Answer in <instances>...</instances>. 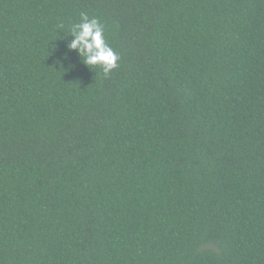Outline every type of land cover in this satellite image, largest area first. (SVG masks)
Here are the masks:
<instances>
[{
    "label": "trees",
    "instance_id": "trees-1",
    "mask_svg": "<svg viewBox=\"0 0 264 264\" xmlns=\"http://www.w3.org/2000/svg\"><path fill=\"white\" fill-rule=\"evenodd\" d=\"M0 264H264V0H0Z\"/></svg>",
    "mask_w": 264,
    "mask_h": 264
},
{
    "label": "clouds",
    "instance_id": "clouds-1",
    "mask_svg": "<svg viewBox=\"0 0 264 264\" xmlns=\"http://www.w3.org/2000/svg\"><path fill=\"white\" fill-rule=\"evenodd\" d=\"M80 19V23L72 26L68 50H75L80 58L83 57L84 65L99 66L107 76L117 66L119 57L106 43L105 27L98 19H90L84 13Z\"/></svg>",
    "mask_w": 264,
    "mask_h": 264
}]
</instances>
